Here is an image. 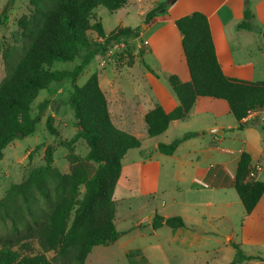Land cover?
Listing matches in <instances>:
<instances>
[{
    "label": "trees",
    "instance_id": "obj_1",
    "mask_svg": "<svg viewBox=\"0 0 264 264\" xmlns=\"http://www.w3.org/2000/svg\"><path fill=\"white\" fill-rule=\"evenodd\" d=\"M127 2L30 0L32 11L18 20L22 51L17 54V47L12 46L3 54L8 71L0 82V158L9 144L21 137L18 132L24 137L36 131L37 117L32 114V104L39 91L48 88L52 81L72 82L68 103L77 131L62 144L67 148L68 172L54 164V148L48 145L44 163L33 167L23 181L11 184L0 198V264H85L93 247L110 245L122 234L115 223L114 192L125 154L139 148L141 140L113 123L98 71L81 86L77 78L96 55H106L111 46L138 35L140 27L118 26L106 32L94 13L98 6L115 12ZM165 7L162 3L148 11L145 23ZM244 14L239 26L249 29L253 13L245 9ZM176 25L183 36L191 78L184 82L176 74L168 76L179 105L170 112L156 105L145 114L150 137L165 132L173 120L188 118L200 96L226 100L239 121L250 111L263 109L264 80H240L223 72L204 12L186 14L176 20ZM80 56L81 62L71 70L51 68L55 61H73ZM129 58L131 65V53ZM46 103L48 100L41 107ZM47 129L59 135L53 115L47 117ZM194 135L195 132H187L170 143H160L159 150L173 154L180 143ZM82 139L89 148L83 156L75 150ZM250 170L251 157L243 152L234 186L246 215L264 194V182L249 179ZM163 224L173 229L184 226L180 216L153 218V228ZM232 245L236 253L229 264L261 259L246 254L235 242ZM49 252L54 253L52 258L48 257Z\"/></svg>",
    "mask_w": 264,
    "mask_h": 264
},
{
    "label": "crops",
    "instance_id": "obj_2",
    "mask_svg": "<svg viewBox=\"0 0 264 264\" xmlns=\"http://www.w3.org/2000/svg\"><path fill=\"white\" fill-rule=\"evenodd\" d=\"M162 3L165 9L145 23L146 13ZM245 9L253 13L249 29L239 26ZM117 11L124 15L118 26L141 29L115 46L129 51L133 63L120 62L112 78L99 72L100 86L113 123L138 137L141 146L138 155L128 159L131 149L125 154L114 192L115 223L122 234L110 245L93 247L85 264H229L236 253L232 242L262 259L243 264H263L264 194L246 215L234 178L243 152L251 157V169L264 165V107L239 121L226 100L200 96L188 118L173 120L155 137L148 135L145 114L156 105L166 112L179 105L168 76L176 74L184 82L191 77L176 20L194 11L208 16L218 61L227 76L264 80V0H128ZM109 53L101 55L100 65L105 67ZM139 59L151 69L142 63L140 73L126 74L124 68L132 70ZM187 132L196 135L180 143L173 154L159 150L160 143ZM248 178L264 182V168ZM127 209L132 226L123 223ZM156 215L180 216L184 226L173 229L163 224L155 229ZM118 222L123 225L118 227ZM119 253L122 257L113 258Z\"/></svg>",
    "mask_w": 264,
    "mask_h": 264
},
{
    "label": "rangeland",
    "instance_id": "obj_3",
    "mask_svg": "<svg viewBox=\"0 0 264 264\" xmlns=\"http://www.w3.org/2000/svg\"><path fill=\"white\" fill-rule=\"evenodd\" d=\"M31 11L32 6L30 0H16V2L15 0H0V82L8 71L3 54L7 48L12 46L17 47V54L22 51L23 43L18 20L22 15H29ZM94 13L101 19L107 30H113L120 25L124 16L123 11L112 12L104 6L95 8ZM115 46L116 44L110 47L113 51L106 57L105 67L100 65L101 54L96 55L92 59L90 64L85 67L77 78L78 85H83L90 75L96 71L100 73L106 72L112 78L114 70L120 62L124 60V62L128 63L130 59L128 52L123 51L122 53V47L117 48ZM81 56L73 61H55L51 68L53 70H71L81 62ZM148 59L151 58L148 57ZM142 63L144 61L139 59L135 62L132 70L129 66H126L124 72L126 74L129 71L132 73H140ZM72 90V82L70 80H64L62 82L52 81L48 88L39 91L38 96L32 104V114L37 117L36 131L28 136H21L15 139L4 149V156L0 158V198L7 193L11 184L23 181L27 178L33 167L44 163L45 149L48 145L54 148V164L62 171L69 170L67 148L62 144L64 140L70 139L77 131L76 119L68 103L69 94ZM44 100H48V103L41 107ZM53 114H56L55 125L59 130V135L51 134L47 129V117ZM88 150L89 148L86 142L83 139L80 140L76 152L80 155H85ZM30 152L31 155H29ZM138 153V149L133 148L127 158H131L134 154L138 155ZM126 215L127 218L123 223L126 226H132L129 209H127ZM123 223L118 222V227H121ZM47 255L49 258H52L54 253L49 252ZM118 255L122 257L121 253H119L117 255L115 254L113 258H116ZM103 260H106V258L104 257ZM103 262L105 264H114V262ZM93 264L104 263L100 261L93 262ZM116 264H122V262L118 261Z\"/></svg>",
    "mask_w": 264,
    "mask_h": 264
},
{
    "label": "built area",
    "instance_id": "obj_4",
    "mask_svg": "<svg viewBox=\"0 0 264 264\" xmlns=\"http://www.w3.org/2000/svg\"><path fill=\"white\" fill-rule=\"evenodd\" d=\"M256 111H257V110H256ZM251 112H253V111H250L249 113H251ZM262 168H264V165H262V166H257L255 169H251L250 172H249V177H253V176H255L256 171H257L258 169H262ZM197 181L200 182L199 180H197ZM200 183L204 184L203 182H200Z\"/></svg>",
    "mask_w": 264,
    "mask_h": 264
},
{
    "label": "water",
    "instance_id": "obj_5",
    "mask_svg": "<svg viewBox=\"0 0 264 264\" xmlns=\"http://www.w3.org/2000/svg\"><path fill=\"white\" fill-rule=\"evenodd\" d=\"M176 0H168V2H170V3H173V2H175ZM245 1V3H247L249 0H244ZM210 131L211 132H214V133H217L219 130H218V128H210ZM18 135L19 136H22V133L21 132H18ZM263 264H264V262H263Z\"/></svg>",
    "mask_w": 264,
    "mask_h": 264
}]
</instances>
